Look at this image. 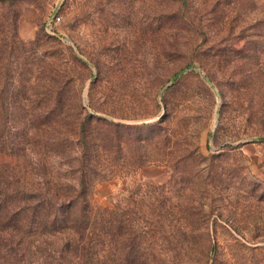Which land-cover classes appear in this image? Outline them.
Masks as SVG:
<instances>
[{"label": "rangeland", "instance_id": "374dc122", "mask_svg": "<svg viewBox=\"0 0 264 264\" xmlns=\"http://www.w3.org/2000/svg\"><path fill=\"white\" fill-rule=\"evenodd\" d=\"M50 112L110 124L108 264H264V0L0 1V136L34 170Z\"/></svg>", "mask_w": 264, "mask_h": 264}, {"label": "trees", "instance_id": "16d2710c", "mask_svg": "<svg viewBox=\"0 0 264 264\" xmlns=\"http://www.w3.org/2000/svg\"><path fill=\"white\" fill-rule=\"evenodd\" d=\"M60 117L50 112L42 118L46 123L39 128L45 127L47 136L39 142L35 170L25 149L16 150L4 134L0 136V236L7 242L3 264H21L31 249L23 246L29 240L46 242L37 249L44 252L42 264H99V259L108 264L110 211L91 201L94 188L111 178L110 124L79 115L69 131L71 140L62 134V126L57 128ZM95 128L100 138L92 135ZM69 144L77 145L76 155L67 150ZM53 156L63 161L56 175L47 162Z\"/></svg>", "mask_w": 264, "mask_h": 264}, {"label": "built area", "instance_id": "2783aa9c", "mask_svg": "<svg viewBox=\"0 0 264 264\" xmlns=\"http://www.w3.org/2000/svg\"><path fill=\"white\" fill-rule=\"evenodd\" d=\"M59 21H60V17L54 15L53 18L48 22V26L51 29V25L50 24H52V23L57 24Z\"/></svg>", "mask_w": 264, "mask_h": 264}]
</instances>
